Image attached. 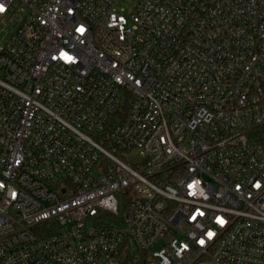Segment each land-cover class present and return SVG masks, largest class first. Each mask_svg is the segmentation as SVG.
<instances>
[{
  "label": "built area",
  "instance_id": "obj_1",
  "mask_svg": "<svg viewBox=\"0 0 264 264\" xmlns=\"http://www.w3.org/2000/svg\"><path fill=\"white\" fill-rule=\"evenodd\" d=\"M0 6V264H264V0Z\"/></svg>",
  "mask_w": 264,
  "mask_h": 264
},
{
  "label": "trees",
  "instance_id": "obj_2",
  "mask_svg": "<svg viewBox=\"0 0 264 264\" xmlns=\"http://www.w3.org/2000/svg\"><path fill=\"white\" fill-rule=\"evenodd\" d=\"M249 137L252 141L264 145V123L254 127ZM123 208H120L116 215H107L109 222L117 224L122 223ZM118 257L121 264H150L147 254L138 250L132 243H130L128 237H126L119 248Z\"/></svg>",
  "mask_w": 264,
  "mask_h": 264
},
{
  "label": "rangeland",
  "instance_id": "obj_3",
  "mask_svg": "<svg viewBox=\"0 0 264 264\" xmlns=\"http://www.w3.org/2000/svg\"><path fill=\"white\" fill-rule=\"evenodd\" d=\"M17 15L15 16V19H17ZM6 30L7 31H11L12 30L11 26L10 25L7 26ZM147 257H148V261H149L150 264H156V261L153 258H151V256L149 254L147 255Z\"/></svg>",
  "mask_w": 264,
  "mask_h": 264
},
{
  "label": "snow or ice",
  "instance_id": "obj_4",
  "mask_svg": "<svg viewBox=\"0 0 264 264\" xmlns=\"http://www.w3.org/2000/svg\"><path fill=\"white\" fill-rule=\"evenodd\" d=\"M4 9H3V6H0V11H3ZM80 31H83V29H80ZM221 223H223V221L221 220L220 221ZM212 234L211 233H209V236H211ZM201 243H203V241H201Z\"/></svg>",
  "mask_w": 264,
  "mask_h": 264
}]
</instances>
